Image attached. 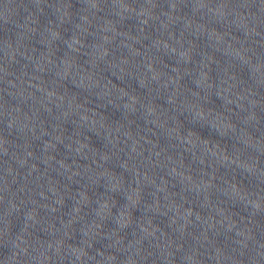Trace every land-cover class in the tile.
<instances>
[{
  "label": "water",
  "instance_id": "obj_1",
  "mask_svg": "<svg viewBox=\"0 0 264 264\" xmlns=\"http://www.w3.org/2000/svg\"><path fill=\"white\" fill-rule=\"evenodd\" d=\"M0 106L264 239V0H0Z\"/></svg>",
  "mask_w": 264,
  "mask_h": 264
}]
</instances>
